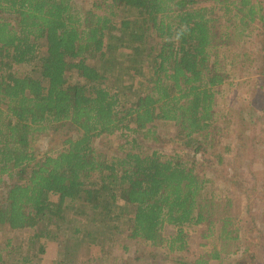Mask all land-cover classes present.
I'll return each instance as SVG.
<instances>
[{
    "label": "trees",
    "instance_id": "obj_1",
    "mask_svg": "<svg viewBox=\"0 0 264 264\" xmlns=\"http://www.w3.org/2000/svg\"><path fill=\"white\" fill-rule=\"evenodd\" d=\"M252 34L264 53V0H95L86 11L76 0H0V183L10 179L0 226L36 229L30 243L8 244L11 264H39L38 241L55 238L66 204L80 200L107 240L125 232L169 253L189 248L187 226L204 225L208 249L195 264L221 261L195 158L216 141L231 47ZM22 65L31 69L19 74ZM161 122L176 128L171 154L145 152L138 137L122 154L94 146L128 131L157 139ZM43 134L60 146L42 153ZM63 254L56 264H78Z\"/></svg>",
    "mask_w": 264,
    "mask_h": 264
},
{
    "label": "rangeland",
    "instance_id": "obj_2",
    "mask_svg": "<svg viewBox=\"0 0 264 264\" xmlns=\"http://www.w3.org/2000/svg\"><path fill=\"white\" fill-rule=\"evenodd\" d=\"M94 1L76 0V3L86 11ZM117 11L118 20L128 15L125 8ZM260 47L261 40L256 34L244 41H235L231 47L229 58H235L228 66L229 78L219 87L217 96L218 120L212 134L216 141L195 158L198 173L208 179L199 198L200 210L217 222L216 243L223 256L221 261H212V264H264V53ZM30 69L22 65L15 70L20 74ZM69 79L74 82L78 75L69 74ZM114 80L111 75V83ZM153 130L157 139L128 131L129 137L116 134L96 138L94 146L106 156L122 154L124 149H132L126 141L138 137L145 152L160 149L164 154H171L181 148L175 138L174 123L161 122ZM35 145L42 153L60 146L48 134L40 135ZM184 151L190 154L188 157L193 154L188 153L189 149ZM9 182L5 177V182L0 183L1 196ZM65 210L66 218L54 230L55 238L42 237L38 241V246H44L37 257L39 264H56L63 252L78 264H195L199 255L208 249L203 246L206 240L201 235L204 225L187 226L189 248L169 253L132 239L125 232L107 240L108 233L105 236L97 233L101 227L98 221L93 222L95 212L81 200L66 204ZM93 227L95 240L86 236L85 240H70L75 237V229L88 232ZM35 233L36 229L12 230L7 225L0 226V264H11L18 257L13 253L9 258V243L16 248L28 244ZM85 234L77 233L80 237Z\"/></svg>",
    "mask_w": 264,
    "mask_h": 264
}]
</instances>
